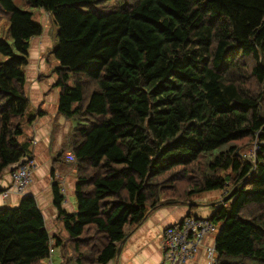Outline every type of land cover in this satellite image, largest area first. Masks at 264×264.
Masks as SVG:
<instances>
[{"label": "trees", "instance_id": "trees-1", "mask_svg": "<svg viewBox=\"0 0 264 264\" xmlns=\"http://www.w3.org/2000/svg\"><path fill=\"white\" fill-rule=\"evenodd\" d=\"M26 1L57 26L50 74L58 112L73 120L64 150L75 154L77 210L62 207L58 181L55 233L31 193L0 206V264H51V247L52 264H107L126 223L217 189L207 218L218 262L264 264V0ZM0 14L1 174L32 157L24 123L46 110L30 107L26 88L43 26L15 0H0Z\"/></svg>", "mask_w": 264, "mask_h": 264}, {"label": "crops", "instance_id": "crops-1", "mask_svg": "<svg viewBox=\"0 0 264 264\" xmlns=\"http://www.w3.org/2000/svg\"><path fill=\"white\" fill-rule=\"evenodd\" d=\"M43 64L40 62V69L31 75L27 71L26 88L32 95L33 106L41 107L46 110L43 116L38 117L31 123L32 131L28 135L32 137L35 147L32 150V157L35 161V166L32 170L31 182L27 185L24 192L20 193L15 190L12 184L11 167H7L0 174V190L9 188L8 197L3 198L0 195V206H15L18 204L22 195L33 194L41 208L46 227L51 233L60 230L61 221L58 217V208L54 204V194L52 184L54 181L59 182L61 187L65 188L62 193L64 199L62 207L68 212L77 210V202L75 198V181H76V164L66 158L67 151L61 158L63 163L56 162L58 151L64 146L65 135L69 132L70 125L66 123L63 115L58 112V97L59 91L57 88L53 90L49 87L55 82V76L42 73L46 72V67L43 69ZM34 67V65H33ZM30 72H34L30 69ZM40 75V76H39ZM49 76V77H46ZM45 77V78H44ZM30 97V96H29ZM69 120V118H67ZM61 124L58 130H55L54 124ZM36 146H38L36 148ZM54 170V173H52ZM59 179H62L60 182ZM203 196L201 194L195 199L199 204L192 208L188 203H162L151 211L147 217L138 225H129L126 228L128 234L125 237L121 251L118 256L112 258L107 264H162L163 261V230L164 228L188 214L191 210L200 216H210L213 212L212 202L217 203L224 193V190L206 191ZM221 195L220 199L216 198ZM212 240V238H211ZM210 241V239H207ZM214 241V238H213ZM119 244V242H118ZM50 261V260H49ZM184 264H207L206 249L203 246L195 256L189 259Z\"/></svg>", "mask_w": 264, "mask_h": 264}, {"label": "built area", "instance_id": "built-area-1", "mask_svg": "<svg viewBox=\"0 0 264 264\" xmlns=\"http://www.w3.org/2000/svg\"><path fill=\"white\" fill-rule=\"evenodd\" d=\"M258 133V132H256ZM258 148V144L253 142L252 149L246 156L253 158ZM66 157L70 161H75V154L67 151ZM35 166L33 157L24 156L20 163L11 169L12 184L15 190L22 193L32 179V170ZM9 188L0 190L3 198L8 197ZM61 192L65 188L61 187ZM218 227L207 217L187 214L178 221L167 225L163 230V261L162 264H184L193 258L200 249L205 246L207 264H220L217 260L215 248V233ZM212 238V240H211ZM214 238V241H213ZM210 239V241H207ZM54 248H50L52 255ZM52 264V259L50 261Z\"/></svg>", "mask_w": 264, "mask_h": 264}, {"label": "rangeland", "instance_id": "rangeland-1", "mask_svg": "<svg viewBox=\"0 0 264 264\" xmlns=\"http://www.w3.org/2000/svg\"><path fill=\"white\" fill-rule=\"evenodd\" d=\"M15 2L19 6H21L22 8L31 10L33 12L34 20L40 22L42 24V26H43V31L40 34L35 35V36H33L31 38V47H30V50H29L30 62L26 66V72L29 71L30 75L32 73L35 74L37 72V70L40 69L39 63L41 62L43 64V66H42L43 69L46 67V72L43 73L44 76L47 75V74L53 73L54 66L58 63V61L54 57L53 52L52 51L50 52V50H52V48H54L55 44L57 43V26L53 23V20L51 18L50 13L48 11L44 10L43 8H39V7L30 5V4H28V2L26 0H15ZM114 2H115V0H105V1H102V2L95 3L94 6L96 8L105 9V8H108V7H112ZM7 27H8V22L0 14V38H4V36H5L4 32L6 31ZM3 58H4V56L0 53V59H3ZM46 58H48L47 62L45 61ZM33 65H34V67H33ZM30 69H32L34 72H30ZM46 77H49V76H46ZM48 85H49V87L52 90L54 88H57V90H58V87L54 86L53 84L51 85V83H50ZM29 96L31 98V102L33 103L34 99H32V95L30 93H29ZM32 103L30 104L31 108L34 107ZM60 116H62V114H60ZM64 117L65 116L63 115V118ZM65 121L69 125H70V121L73 124V120L72 119L68 120L67 118H65ZM24 124H25L24 125L25 134L30 135L31 131H32L31 130L32 129L31 124H28V123H24ZM59 127H61V124H58V123L54 124L55 130H58ZM30 144H32L31 148L35 147V144L32 141V139H31V143ZM37 147L38 146H36V148ZM64 147H65V145L62 147L63 148L62 151H61L62 155H64V152H65ZM251 149H252V145L248 146L245 149V152L249 153L251 151ZM56 162L57 163L58 162L63 163L64 160L61 158L59 161H56ZM73 162H75V161H73ZM59 180H60V182L62 181V179H59ZM205 193H207V192H202V193H199L198 195L201 194V196H203ZM220 196L217 195L216 198L220 199ZM194 214L196 215L197 213L193 212V215ZM128 223H126L125 229L129 226ZM170 224H172V223H170ZM212 232L216 234L217 230L216 231H212ZM57 252H59V250L56 248L55 251H53V253H52L51 259L53 257H56ZM49 260H50V258H49Z\"/></svg>", "mask_w": 264, "mask_h": 264}, {"label": "water", "instance_id": "water-1", "mask_svg": "<svg viewBox=\"0 0 264 264\" xmlns=\"http://www.w3.org/2000/svg\"><path fill=\"white\" fill-rule=\"evenodd\" d=\"M125 241V238H123L120 242H119V245L117 247V252H116V256L119 255L120 251H121V248H122V245H123V242Z\"/></svg>", "mask_w": 264, "mask_h": 264}, {"label": "bare ground", "instance_id": "bare-ground-1", "mask_svg": "<svg viewBox=\"0 0 264 264\" xmlns=\"http://www.w3.org/2000/svg\"><path fill=\"white\" fill-rule=\"evenodd\" d=\"M15 121V120H14Z\"/></svg>", "mask_w": 264, "mask_h": 264}, {"label": "clouds", "instance_id": "clouds-1", "mask_svg": "<svg viewBox=\"0 0 264 264\" xmlns=\"http://www.w3.org/2000/svg\"><path fill=\"white\" fill-rule=\"evenodd\" d=\"M50 263V262H49Z\"/></svg>", "mask_w": 264, "mask_h": 264}]
</instances>
